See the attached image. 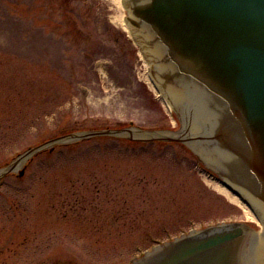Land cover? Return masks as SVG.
<instances>
[{"label":"rangeland","instance_id":"obj_1","mask_svg":"<svg viewBox=\"0 0 264 264\" xmlns=\"http://www.w3.org/2000/svg\"><path fill=\"white\" fill-rule=\"evenodd\" d=\"M126 14L122 0H0V169L70 133L181 129ZM130 136L64 139L30 155L23 176L4 175L0 264H129L209 223L261 230L188 144Z\"/></svg>","mask_w":264,"mask_h":264},{"label":"water","instance_id":"obj_2","mask_svg":"<svg viewBox=\"0 0 264 264\" xmlns=\"http://www.w3.org/2000/svg\"><path fill=\"white\" fill-rule=\"evenodd\" d=\"M124 4L151 77L183 122L181 129L70 133L29 148L0 169V179L64 139L128 131L130 139L188 144L264 224V0ZM132 264H264V231L243 221L213 224L164 242Z\"/></svg>","mask_w":264,"mask_h":264},{"label":"bare ground","instance_id":"obj_3","mask_svg":"<svg viewBox=\"0 0 264 264\" xmlns=\"http://www.w3.org/2000/svg\"><path fill=\"white\" fill-rule=\"evenodd\" d=\"M116 2L118 3V5H120V0H116ZM133 132H136V131H133ZM17 158H18V156L13 160L14 162L17 160ZM21 165V162L19 161L18 162V164H17V167H19ZM225 192H227V191H225ZM234 200H236V199H234ZM247 210V209H246ZM249 211V210H248ZM248 211H247V214H248V216H249V213H248ZM257 232H263L262 230H259V231H257Z\"/></svg>","mask_w":264,"mask_h":264}]
</instances>
